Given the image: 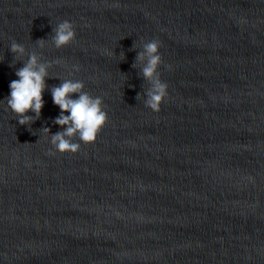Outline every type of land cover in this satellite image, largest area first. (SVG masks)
<instances>
[{"label": "clouds", "instance_id": "clouds-1", "mask_svg": "<svg viewBox=\"0 0 264 264\" xmlns=\"http://www.w3.org/2000/svg\"><path fill=\"white\" fill-rule=\"evenodd\" d=\"M51 38L56 49L64 48L76 40L75 25L69 20H62L54 28ZM40 48H44L46 41H37ZM161 43L158 39H152L143 44V51L138 53L137 62L143 63L142 74L145 80L150 82L147 91L145 107L153 112H159L160 106L168 96V84L163 82L158 71L163 63L160 54ZM10 50L16 57L25 54V47L13 41ZM112 54V53H110ZM55 63L60 65V59L51 62H41L36 52L28 55L24 66L19 68L15 75L18 79L10 82V95L6 98L7 108L17 117L20 125H30L34 119H38L44 106L43 92L46 88L45 77L48 76V68ZM170 69V65H167ZM78 72V66L73 69ZM85 84L80 80L65 79L59 86L52 88L53 103L59 107L60 115L54 123L64 127L63 132H57L51 136V145L60 154H75L80 150V144L73 142V137H79L84 144L94 143L103 126L108 121V114L103 108V99L93 97L84 91ZM73 94L77 98L73 99ZM139 96H137L138 98ZM31 111L35 117L27 115ZM67 113V114H65ZM44 133L50 129L44 128ZM49 155L54 153L49 151Z\"/></svg>", "mask_w": 264, "mask_h": 264}]
</instances>
